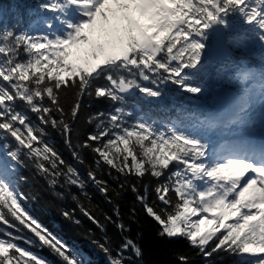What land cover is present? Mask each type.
Masks as SVG:
<instances>
[{
  "label": "snow or ice",
  "instance_id": "6c2138e0",
  "mask_svg": "<svg viewBox=\"0 0 264 264\" xmlns=\"http://www.w3.org/2000/svg\"><path fill=\"white\" fill-rule=\"evenodd\" d=\"M38 7L53 14L46 32L0 26V225L17 233L0 229V264H50L32 250L43 247L61 264H82L80 254L32 214L17 173L30 161L52 187L64 178L84 188L40 125L60 131L72 148L81 100L93 95L114 111L106 120L104 113L90 118L96 132L76 147L90 149L97 167L107 165L125 180L166 178L152 202L132 188L161 238L185 239L207 258L227 254L238 264H264V63L252 69L241 59L235 71L217 69L237 91L220 112L190 126H161L143 117L129 123L134 117L125 106L136 91L161 98L160 85L169 82L204 94L214 45L245 49L256 38L264 47V0H41ZM69 94L75 99L66 108ZM20 102L39 125L17 110ZM257 130L259 141L252 135ZM210 134L220 137L219 147ZM72 155L84 163L78 151ZM88 176L107 197V183L95 171ZM80 210L103 228L90 211ZM23 230L31 238L20 235ZM94 243L108 264H140L142 249L132 238L125 237L115 255L107 242ZM178 260L189 264L186 255Z\"/></svg>",
  "mask_w": 264,
  "mask_h": 264
},
{
  "label": "trees",
  "instance_id": "16d2710c",
  "mask_svg": "<svg viewBox=\"0 0 264 264\" xmlns=\"http://www.w3.org/2000/svg\"><path fill=\"white\" fill-rule=\"evenodd\" d=\"M19 1L23 5V9L16 15L18 19L12 23L10 28H15L18 25L22 29L23 25H28L35 20V12H45L38 7L41 0ZM16 7L17 5L13 4V0H0V10L5 13L0 26L11 24L13 11L18 10ZM241 27L238 25V30ZM231 49L234 55V63L242 59L247 67H257L259 59L252 54L249 40L245 49L232 47ZM189 97H185V94L180 96L188 104L189 109L186 106L184 108L189 110L191 114L192 112L203 113V107L193 108L196 103L192 99H188ZM74 99L75 97L69 94L65 107L70 108ZM81 103V114L74 123L72 148L65 142V137L61 135L60 131L51 126H40L45 129L46 141L54 147L67 165L78 171L85 186L81 189L77 185L66 184L64 178H61L60 182L52 187L48 179L38 173L34 165L28 161L27 166L18 169L17 175L19 177V190L29 197L26 203L32 214L48 230L62 237L67 245L75 244L85 251L89 255V260L82 264H108V257L97 247L94 241L107 242L115 255L125 237L134 239L141 247L143 255L140 258V264H179L180 255H186L189 264H238L236 257L224 254L215 256L214 259L207 258L192 248L185 239L170 240L158 235V225L145 214L143 205L137 199V192H134L132 188L135 186L140 195H147L148 201L152 202L156 200L155 188L159 183L166 182V178L161 177L158 181L156 178L147 177L143 181H138L128 177L125 180L124 177L118 176L114 170H110L107 165L101 164L100 167H97V155L90 149L76 146L86 142L88 135L96 132V123H89V119L104 113L101 119L106 120L107 116L114 111V106L106 99L96 98L94 95L83 97ZM17 110L25 111L34 124H40L36 115L28 111L22 102L17 105ZM188 115V111L168 108L167 111L163 109V113L160 110L154 111L152 121L163 126L172 122H182ZM9 143L12 141L9 140ZM73 150L80 153L84 163H80L73 157ZM61 167L63 168V166ZM89 170L95 171L98 178L107 183L109 188L107 197L99 191L95 183L89 178ZM110 171L111 175L109 174ZM121 184L124 186L121 187ZM145 185H147V192H145ZM81 206L90 211L103 225V228L98 227L96 223L85 216L80 210ZM117 208L119 209V216L116 214ZM65 212L69 213L72 219L67 218L64 215ZM75 221H79V223ZM121 223L126 226L127 231H121L118 227ZM0 229L13 231L14 234H17L15 230L7 229L4 225H0ZM19 234L24 235L25 239L31 238V233L27 230H23ZM22 246L27 247L28 245ZM32 250L42 255L50 264H61L60 258L47 247L33 248ZM133 259L136 258L133 257Z\"/></svg>",
  "mask_w": 264,
  "mask_h": 264
},
{
  "label": "rangeland",
  "instance_id": "374dc122",
  "mask_svg": "<svg viewBox=\"0 0 264 264\" xmlns=\"http://www.w3.org/2000/svg\"><path fill=\"white\" fill-rule=\"evenodd\" d=\"M44 32H46V31L43 30V29L38 28L37 31H35L34 33L35 34H41V33H44Z\"/></svg>",
  "mask_w": 264,
  "mask_h": 264
}]
</instances>
